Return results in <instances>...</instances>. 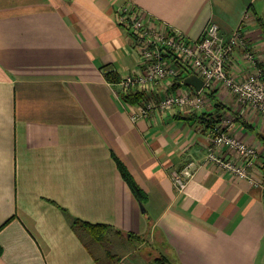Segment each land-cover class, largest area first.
<instances>
[{
  "label": "crops",
  "instance_id": "obj_1",
  "mask_svg": "<svg viewBox=\"0 0 264 264\" xmlns=\"http://www.w3.org/2000/svg\"><path fill=\"white\" fill-rule=\"evenodd\" d=\"M124 3L192 41L211 23L225 38L240 28L257 66L237 48L227 69L237 80L264 76L254 15L264 20V0L252 11L244 0H0V264H264V116L224 85L159 83L157 98L196 90L203 104L133 118L138 105L122 99L121 83L140 61L117 24ZM216 103L257 149L252 181L204 163ZM113 155L146 194L143 210ZM226 158L240 164L235 152ZM190 161L194 177L178 192L172 175ZM63 210L109 226L114 251L76 232Z\"/></svg>",
  "mask_w": 264,
  "mask_h": 264
},
{
  "label": "built area",
  "instance_id": "obj_2",
  "mask_svg": "<svg viewBox=\"0 0 264 264\" xmlns=\"http://www.w3.org/2000/svg\"><path fill=\"white\" fill-rule=\"evenodd\" d=\"M117 24L124 29L133 41L138 52L139 69L127 75L121 83V92L141 90L146 99L138 104L133 118L148 117L154 112H166L174 107L191 111L193 105H202L197 91L161 95L155 100L153 93L157 84L166 90L179 73L173 59L181 62L188 70L203 81V87L213 89L214 85H224L241 107L250 108L264 116V76L260 69L245 79L237 80L227 69L235 49L245 52V58L254 67L255 55L249 50L240 28L234 30L228 38L219 33V27L211 23L202 38L197 41L142 11L135 5L124 3L116 12ZM132 106V105H131ZM233 122L222 117L219 125L210 129L209 145L204 159L205 165H216L241 179H252L249 170L255 166L257 149L235 137L230 130ZM235 152L236 161L227 159V153ZM195 162H189L182 170L172 175L173 184L178 192H183L188 181L194 177ZM252 181V180H251Z\"/></svg>",
  "mask_w": 264,
  "mask_h": 264
},
{
  "label": "trees",
  "instance_id": "obj_3",
  "mask_svg": "<svg viewBox=\"0 0 264 264\" xmlns=\"http://www.w3.org/2000/svg\"><path fill=\"white\" fill-rule=\"evenodd\" d=\"M250 10L252 11V8L250 7ZM256 17V22L259 26V29L261 30L263 37H264V20L262 17L257 16L256 14H254ZM173 63L175 65V67L180 70V73L171 81V85L168 86L167 89H172L174 91H177L179 88L181 87H187V85L184 83V80L192 75V73L188 70V68L186 66H184L183 64H181V62H178L177 60L173 59ZM108 80H110L111 82H118V79L116 77V75L114 73H109L107 75ZM166 89V90H167ZM158 90V87L157 89ZM165 90V92H166ZM153 97L155 100H158V98L154 95L153 93ZM209 97L210 98H214V93H209ZM146 94L144 92H142L141 90L135 89V90H131L130 92L124 94L122 96V99L125 102H128V104L132 105V106H136L138 104H140L141 102H143L146 99ZM217 105H215V108H218L217 110H215L212 114H209L208 117L206 118V121L208 123V127L207 129H212L215 126L219 125L222 119V115L221 112L223 111L222 109L224 108L222 105L216 103ZM155 113V112H154ZM153 113V114H154ZM236 118V115H234ZM149 117V116H148ZM258 138L263 140L264 142V137L262 135L258 134ZM115 164L117 166V169L119 171V173L121 174L123 180L126 182V184L128 185L129 189L131 190L132 194L135 196V198L138 200V202L141 204V207L144 208L145 203H146V199L147 196L146 194L143 192V190L137 185V183L135 182V180L133 179L132 175L129 173V171L127 170V168L124 166V164L116 157V156H112ZM67 220L69 221L71 227L77 232L78 230H83L85 233H87V235L92 239V241L95 244H98L104 251L108 252L109 249V241H108V235L110 232V227L107 225H92L86 222H82L74 217H72L71 215L68 214V212H66L65 210H63ZM116 234H122L119 231ZM132 237V235H131ZM0 252H1V248H0ZM165 257H160L158 259H154L153 263L154 264H163V262L165 261Z\"/></svg>",
  "mask_w": 264,
  "mask_h": 264
},
{
  "label": "water",
  "instance_id": "obj_4",
  "mask_svg": "<svg viewBox=\"0 0 264 264\" xmlns=\"http://www.w3.org/2000/svg\"><path fill=\"white\" fill-rule=\"evenodd\" d=\"M244 2H245L246 7L249 8V7H250V2H251V0H244ZM184 83H185L186 85H191V86H193V87H194L195 89H197V90H201L202 87H203V81H202V79L199 78L198 76L194 75V74L188 76V77L184 80ZM141 208H142V207H141ZM142 210H143V208H142Z\"/></svg>",
  "mask_w": 264,
  "mask_h": 264
},
{
  "label": "rangeland",
  "instance_id": "obj_5",
  "mask_svg": "<svg viewBox=\"0 0 264 264\" xmlns=\"http://www.w3.org/2000/svg\"><path fill=\"white\" fill-rule=\"evenodd\" d=\"M93 251L95 252V254H97L100 257H102L103 255V251L99 250L96 246H93ZM108 251L111 253V251L113 252L114 250H111V247L108 249Z\"/></svg>",
  "mask_w": 264,
  "mask_h": 264
}]
</instances>
